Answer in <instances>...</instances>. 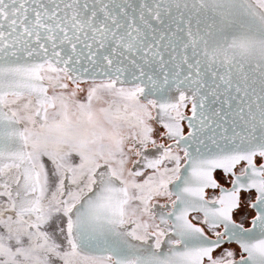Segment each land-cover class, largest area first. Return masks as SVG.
<instances>
[{"label":"snow or ice","instance_id":"1","mask_svg":"<svg viewBox=\"0 0 264 264\" xmlns=\"http://www.w3.org/2000/svg\"><path fill=\"white\" fill-rule=\"evenodd\" d=\"M0 264H264V0H0Z\"/></svg>","mask_w":264,"mask_h":264}]
</instances>
